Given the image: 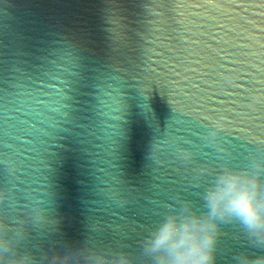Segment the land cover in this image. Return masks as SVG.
Wrapping results in <instances>:
<instances>
[{"label": "water", "instance_id": "95a60500", "mask_svg": "<svg viewBox=\"0 0 264 264\" xmlns=\"http://www.w3.org/2000/svg\"><path fill=\"white\" fill-rule=\"evenodd\" d=\"M65 37L73 96L50 87L80 66ZM0 39L31 52L0 89V218L45 264L84 242L142 264L169 213L264 159V0H0ZM220 231L216 264L264 255Z\"/></svg>", "mask_w": 264, "mask_h": 264}, {"label": "clouds", "instance_id": "9594fccd", "mask_svg": "<svg viewBox=\"0 0 264 264\" xmlns=\"http://www.w3.org/2000/svg\"><path fill=\"white\" fill-rule=\"evenodd\" d=\"M264 159L250 156L248 167L221 172L203 195V207L184 201L144 240L142 264H216L221 225L239 224L253 247L264 249ZM25 225L13 229L0 218V264H45L22 249L29 235ZM234 264H264V255L242 252ZM47 264H136L129 253L114 258L100 254L87 242L58 251Z\"/></svg>", "mask_w": 264, "mask_h": 264}, {"label": "snow or ice", "instance_id": "6c2138e0", "mask_svg": "<svg viewBox=\"0 0 264 264\" xmlns=\"http://www.w3.org/2000/svg\"><path fill=\"white\" fill-rule=\"evenodd\" d=\"M68 43L72 46L70 49V58L74 62L79 63L78 68H73L72 72L75 73L73 76L63 77L58 81L50 82L51 90L65 95H72L74 93V84L81 74V61H75L77 55L76 49L78 48L74 41L65 37ZM14 51H18L19 55H13ZM30 49L26 46H22L19 49L14 48L13 45L5 43L0 39V89L5 92H11L13 89L8 87V83L13 81V78L22 73H26L29 69L26 67L28 57L30 56ZM22 62V63H21ZM43 87V82L39 85Z\"/></svg>", "mask_w": 264, "mask_h": 264}]
</instances>
